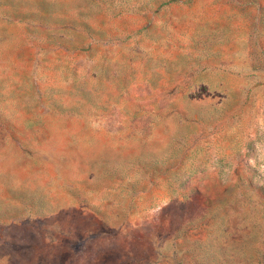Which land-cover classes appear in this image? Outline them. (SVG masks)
Here are the masks:
<instances>
[{
    "label": "rangeland",
    "instance_id": "1",
    "mask_svg": "<svg viewBox=\"0 0 264 264\" xmlns=\"http://www.w3.org/2000/svg\"><path fill=\"white\" fill-rule=\"evenodd\" d=\"M0 264H264V0H0Z\"/></svg>",
    "mask_w": 264,
    "mask_h": 264
}]
</instances>
